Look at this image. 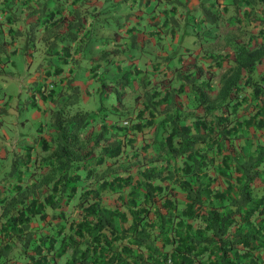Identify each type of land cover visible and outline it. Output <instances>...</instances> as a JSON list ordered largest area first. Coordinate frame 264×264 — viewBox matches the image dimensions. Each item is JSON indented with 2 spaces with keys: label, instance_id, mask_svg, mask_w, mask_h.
Returning <instances> with one entry per match:
<instances>
[{
  "label": "trees",
  "instance_id": "1",
  "mask_svg": "<svg viewBox=\"0 0 264 264\" xmlns=\"http://www.w3.org/2000/svg\"><path fill=\"white\" fill-rule=\"evenodd\" d=\"M14 1L2 0L5 10ZM204 2H199L201 19L191 23L195 35L197 25L215 26L221 18L240 26L259 5L260 14L251 18L260 24L262 39L254 38L250 46L253 36L240 41L233 29L224 35L221 50L206 49L193 67L145 86L136 96V101L142 98L141 107L124 124L103 120L95 132H82L92 112L70 111L80 97L76 85H70L73 90L55 100L48 135L39 131L40 137L15 155L0 190V264H264V194L254 197L251 189L254 180L264 182V140L251 141L254 148L248 152L235 142L264 134V73L259 79L251 75L264 59V0H223L220 8L217 0L210 6ZM25 3L35 4L28 15L38 16L24 31L26 45L39 19L41 36L51 46L57 40L80 45V33L95 15L75 6L67 18L60 0ZM165 17L172 19L169 32L174 34L177 16ZM13 18L7 16L9 22ZM10 29L9 41H14L19 32ZM227 47L232 55L222 52ZM105 55L103 50L94 59L91 74ZM72 57L56 62L49 77L72 84ZM225 60L229 64L215 89L210 64L220 67ZM130 73L102 76L99 91L108 98L112 86L120 100ZM37 91L46 98L41 86ZM182 92L188 97L185 111L178 98ZM257 130L263 131L257 135ZM138 134L144 139L141 148L135 146ZM150 144L159 149L157 155L146 151ZM107 191L112 205L103 202Z\"/></svg>",
  "mask_w": 264,
  "mask_h": 264
},
{
  "label": "rangeland",
  "instance_id": "2",
  "mask_svg": "<svg viewBox=\"0 0 264 264\" xmlns=\"http://www.w3.org/2000/svg\"><path fill=\"white\" fill-rule=\"evenodd\" d=\"M0 1V9L3 14L0 20V190L4 188L7 182L6 177L15 155L23 151L26 144L33 141L34 136L40 137L39 131L44 135H48L50 114L57 107L55 100L60 101L62 97H66L73 90L70 85H76L80 96L79 100L70 108V111L73 112L78 109L92 112V121L82 132H95L100 128L103 120L110 122L118 119L120 123L124 124L126 117L129 115L132 117L136 110L141 107L142 98L136 101V96L142 94L145 86L151 88L159 81L172 79L175 70H184L189 64L193 67L192 63H195L193 61L204 58V53L207 50H221L225 43L224 35L231 33L233 29L237 38L243 42H246L248 35L251 34L253 38L248 42L250 46L254 44L255 39H262L260 34H257L260 24L251 18L252 16L258 17L260 14L259 5L253 7L254 10H252L251 16H243L240 26H230L224 18H221L215 26L209 24L197 25V35H195L196 28H193L191 23H196L197 20L201 19L202 15L199 7L201 0L197 1L195 5L177 3L175 14L172 13V15L177 16L175 20L179 22V26L176 27L174 34L169 32V23L172 19H167V16L162 15L161 19H155L153 16L151 21L141 24L140 26L146 36L138 33L129 34L130 30L127 26L130 23L127 22V19L124 20V17L113 19L114 16H111L110 19L105 18L106 20H102L105 24L106 33H110L109 36L114 35L111 37H115L114 43L110 44L111 41L106 42L109 47L106 48L107 59L105 55L104 58L99 60L100 66L95 73L91 74L92 70L90 68L97 61L94 59L103 50L96 54L84 53L82 62L79 60L80 53L77 52L76 57H72L75 58V60L72 59L74 63L72 70L75 72V79H73L72 84H70V81L64 84L58 79H52L53 77H46L43 73L46 68L52 65L53 60L51 58L56 56L57 50L53 49L55 46H51L47 38L39 35V26L36 29L34 28V32L29 37L28 45L25 43L28 36L25 37L24 31L29 23L36 21L38 18L37 15H28L35 4H27L25 3L26 0H15L11 11L9 8L5 10V5L2 4V0ZM55 1L57 0H51V4ZM60 1L65 2L66 0ZM211 1L213 0H205L203 4L210 6ZM217 1L220 8L223 0ZM160 11L162 10L159 9ZM9 14L14 16L13 22L7 20ZM166 14H169V12ZM223 14L227 15L226 13ZM164 18L166 19L163 20ZM38 21L41 24L40 19ZM9 27H14L20 33L15 36L16 40L14 41H9L12 34V30H8ZM141 42L144 43V48L132 47ZM63 43L66 46L72 44V49L76 44L75 41L57 40L56 45L60 46ZM113 45H124V47L121 49L113 48ZM128 45L132 46L127 47ZM222 52H228L232 55L233 50L231 47H227ZM228 64V60H225L220 67L210 64L212 66L211 70L215 73L212 78L215 89L219 85V75ZM204 66L206 67L205 64ZM173 68L175 69L173 70ZM123 71H131L129 74L131 80L125 86L120 100H116L112 86L108 88L109 97H105L103 92L99 91L101 77H117ZM263 73L264 59L255 67L251 75L254 79H259ZM65 75L69 76L67 70ZM38 85L42 87V95L46 98L39 95ZM51 89L54 90L52 94L50 93ZM214 92L211 93L214 94ZM32 96L36 98V105L31 103ZM178 98L184 101L182 109L184 111L188 110L187 95L182 92L178 95ZM196 112H200V110H196ZM240 112L242 113V111ZM100 114L105 115L104 119L99 117ZM262 131L257 130V135H260ZM146 139L147 141L152 140L151 134L146 136ZM143 140V137L138 134L135 146L141 148ZM263 140L264 134L259 137L243 138L235 142L238 148L243 145V151L248 152L254 148L252 143H259ZM251 141L253 142L251 143ZM37 147L38 144L36 143L32 151V158L37 154L35 151ZM146 151L149 155H157L160 152L153 144H150ZM126 155L129 154L126 153ZM214 172V169H209V173L214 174ZM27 176L28 173H25V177ZM216 186L214 183L213 187ZM220 187L224 189V183ZM251 189L254 197L264 194V182L261 179L254 180ZM103 202L110 205L114 203L108 191L103 197ZM241 228L249 230V227L244 224L241 225Z\"/></svg>",
  "mask_w": 264,
  "mask_h": 264
},
{
  "label": "crops",
  "instance_id": "3",
  "mask_svg": "<svg viewBox=\"0 0 264 264\" xmlns=\"http://www.w3.org/2000/svg\"><path fill=\"white\" fill-rule=\"evenodd\" d=\"M179 3H186L188 5H195V3L199 0H66L65 1V8H64V15H66L67 18L72 17L71 9L72 7H79L81 10H93L95 12V15L91 16L90 19L85 24L84 29L81 31V42L80 45L74 44V48L72 49L71 45H67L69 47V55H65L66 52V45L63 43L60 46L56 45L53 49L56 51V56L54 58H51L52 65L49 68H46L43 73L46 77L51 76L49 73L53 69H55V64L57 62H62L61 60L64 59H70L72 56L76 57V53L79 52V60L82 62L83 58L82 55L84 53H100V50H107L108 44L107 41H111L110 44L114 43L115 37H111L114 35L109 36L110 33H106V29L104 27L105 24H103V21L105 18L110 19L111 16H114L113 19H116L117 17H124V20L127 19V22L130 24L127 26L128 30H130L129 34H141L143 36H146L144 34V30L141 28V24L145 22L151 21V18L154 16V18H160L162 15L165 16L166 13L169 12V14L175 13L176 10L174 5L176 7ZM159 9L162 10L159 12ZM162 18V17H161ZM160 18V19H161ZM105 19V20H106ZM132 23V24H131ZM110 27V26H109ZM40 30L39 35L41 36L44 31V24H39ZM64 28L58 29V31H63ZM115 30V29H114ZM107 44V46H106ZM114 46V45H113ZM132 45H128L127 47H131ZM144 43H137L132 47H143ZM124 45H115L113 48H123ZM57 59H56V58ZM68 59V62H69ZM71 61V60H70ZM66 64L69 63H65ZM64 65V64H63ZM56 75H52V77H55Z\"/></svg>",
  "mask_w": 264,
  "mask_h": 264
},
{
  "label": "clouds",
  "instance_id": "4",
  "mask_svg": "<svg viewBox=\"0 0 264 264\" xmlns=\"http://www.w3.org/2000/svg\"><path fill=\"white\" fill-rule=\"evenodd\" d=\"M0 11H1V9H0ZM3 16V14H2V12H1V17ZM1 20V19H0Z\"/></svg>",
  "mask_w": 264,
  "mask_h": 264
},
{
  "label": "built area",
  "instance_id": "5",
  "mask_svg": "<svg viewBox=\"0 0 264 264\" xmlns=\"http://www.w3.org/2000/svg\"><path fill=\"white\" fill-rule=\"evenodd\" d=\"M0 19H1V11H0Z\"/></svg>",
  "mask_w": 264,
  "mask_h": 264
}]
</instances>
